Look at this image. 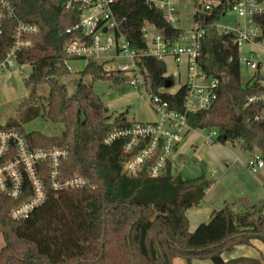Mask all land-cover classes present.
<instances>
[{
  "label": "trees",
  "instance_id": "obj_1",
  "mask_svg": "<svg viewBox=\"0 0 264 264\" xmlns=\"http://www.w3.org/2000/svg\"><path fill=\"white\" fill-rule=\"evenodd\" d=\"M19 20L39 26L34 46L22 52L20 64L32 72L24 79L33 92L22 103L24 123L44 117L64 126L58 137L40 132L26 134L22 125L5 127L19 130L33 149L66 148L65 176L81 175L90 186L71 191L49 190L46 201L27 218L14 220L10 213L17 202L0 193V234L4 246L0 264H173L175 259L210 261L212 264H264V258L239 257L225 261L223 254L258 240L264 244V201L250 206L225 203L206 223L190 232L187 211L198 207L214 181L205 174L185 180L173 173L170 161L156 178L144 169L134 176L123 172L130 155L125 141L110 145L104 139L117 128L130 127L124 115L109 121L102 98L93 84L79 82L76 93L68 94L57 79L70 75L65 66L64 48L77 37L72 31L80 20L78 9L66 10L57 0H11ZM195 24L204 31L198 64L205 75L219 80L216 102L206 110L188 113L192 130L217 131V144L239 142L244 151L255 150L264 160V122L254 116L259 106L246 107L255 92L251 83H241L239 47L234 35L222 34L217 23L237 0H216L212 10L201 13L200 0ZM264 2V0H258ZM114 12L123 21L127 40L137 49L147 48L143 28L149 24L166 37L176 40L181 30L168 23L163 13L150 8L145 0H119ZM264 28V17L256 18ZM7 30L0 38V58L12 43ZM153 92L165 86L167 66L155 57L138 61ZM93 79H115L104 65L90 62L82 73ZM255 77V76H254ZM48 85V96L35 88ZM171 107L184 112V90L164 95Z\"/></svg>",
  "mask_w": 264,
  "mask_h": 264
},
{
  "label": "built area",
  "instance_id": "obj_2",
  "mask_svg": "<svg viewBox=\"0 0 264 264\" xmlns=\"http://www.w3.org/2000/svg\"><path fill=\"white\" fill-rule=\"evenodd\" d=\"M66 10L78 9L80 20L72 29L77 37L64 48L65 66L72 70L70 61L84 60L103 65L117 59H127L117 68V73H133L134 79L128 84L144 87L146 96L153 111L159 117L157 122L137 123L126 128L114 129L104 143L110 145L116 140H124V152L130 155L123 163V172L134 176L148 170L151 178L161 176L169 162L185 138L193 131L188 123L187 114L209 109L217 100L219 80L203 73L199 64L203 29L195 24V29L179 34L176 40L166 37L161 31L155 35L147 48L139 50L126 38L123 32V21L115 12L114 6L119 0H57ZM150 8L161 11L168 23L176 27L178 23L177 0H145ZM200 12L212 10L216 0H200ZM242 23L233 30L226 29L222 34H232L238 47L247 43L264 44V28L256 18L264 17V2L258 0H237L230 8ZM146 24L143 28L145 39L152 35ZM151 26V25H150ZM9 30L12 43L4 56L0 58V78L7 73L24 74L28 64H20L22 52L34 46L35 38L40 32L39 26L25 23L18 18L16 5L11 0H0V38ZM155 57L161 61L171 60L176 67L185 65L186 78L181 83V72L177 71L166 77H172L171 88L162 87L153 92L150 83L138 61L144 57ZM102 63V64H101ZM246 65L255 74L251 83L255 92L247 97L246 107L259 106L255 114L256 122H264V75L259 73L261 63L240 57V65ZM175 77L178 78L176 85ZM251 79V80H252ZM184 90V112L174 110L164 95L174 96ZM217 131L207 136L210 145H215ZM69 157L66 148L33 149L25 136L17 129L0 127V193L17 202L10 216L14 220L27 218L47 199L48 191H71L85 189L89 181L78 174L65 176L63 167ZM247 167L257 173L264 169L261 154L255 153Z\"/></svg>",
  "mask_w": 264,
  "mask_h": 264
},
{
  "label": "rangeland",
  "instance_id": "obj_3",
  "mask_svg": "<svg viewBox=\"0 0 264 264\" xmlns=\"http://www.w3.org/2000/svg\"><path fill=\"white\" fill-rule=\"evenodd\" d=\"M178 23L176 28L183 33L195 29V14L198 4L194 0H177ZM238 23H242L240 17L229 10L220 18L217 29L220 33L226 29L233 30ZM152 35L146 38L150 44L151 40L159 32L148 25ZM240 57L261 63L262 68L259 73L264 75V44L247 43L239 47ZM129 62L127 59H117L114 62L103 64L104 68L117 75L119 82L115 79H93L91 76H83L86 68V61H70L72 67L70 75L58 78L61 85H65L70 96L76 93L77 85L81 81L84 84H93L94 92L102 98V102L108 110L109 121L124 115L131 123H152L157 122L159 117L153 111L149 99L146 96L144 87L135 88L128 84L134 79V74L117 73L120 64ZM102 64V63H101ZM167 72L172 75L180 71L181 83L186 78L185 65L176 67L170 60L166 61ZM32 72V67L24 68V74H6L0 78V127L20 124L26 134L40 132L49 137L61 136L64 126L54 124L44 117L41 107L40 115L31 122L24 123V103L33 92L32 88H27L24 79L28 78ZM255 72L248 66L241 64V83L246 85L254 76ZM176 85L178 78L175 77ZM35 92L40 96H48L49 87L43 85L36 87ZM210 131L193 130L189 132L178 149L172 154L176 173H180L185 180H191L205 174L207 178L214 181V185L207 192L204 205L213 206L220 210L224 201L236 203L238 205H251L257 201H264V169L253 173L247 164L252 160L256 150L251 153L244 151L239 142H228L225 146L210 145L207 136ZM176 152H178L176 154ZM4 246L2 235L0 234V250Z\"/></svg>",
  "mask_w": 264,
  "mask_h": 264
},
{
  "label": "crops",
  "instance_id": "obj_4",
  "mask_svg": "<svg viewBox=\"0 0 264 264\" xmlns=\"http://www.w3.org/2000/svg\"><path fill=\"white\" fill-rule=\"evenodd\" d=\"M227 143L228 142H226L225 144H220V145L222 147V146H225ZM218 145L219 144H215L214 146H218ZM177 153L178 152H176V154ZM169 161L172 165L173 173H176L172 155L170 156ZM205 198L203 199L202 203L198 207L192 208L188 210L186 213L189 219L190 232H194L200 224L208 222L212 213L217 210L213 206L204 205ZM225 203H229V202L224 201L223 205ZM242 205L250 206L244 203ZM239 257L264 258V244L258 240H254L249 246H238L232 252H227L223 254V259L225 261H228L230 259L239 258ZM173 264H186V262L185 260H182V259H175ZM192 264H212V263L210 261L193 260Z\"/></svg>",
  "mask_w": 264,
  "mask_h": 264
},
{
  "label": "water",
  "instance_id": "obj_5",
  "mask_svg": "<svg viewBox=\"0 0 264 264\" xmlns=\"http://www.w3.org/2000/svg\"><path fill=\"white\" fill-rule=\"evenodd\" d=\"M172 82L170 80L166 81L165 88H171Z\"/></svg>",
  "mask_w": 264,
  "mask_h": 264
}]
</instances>
